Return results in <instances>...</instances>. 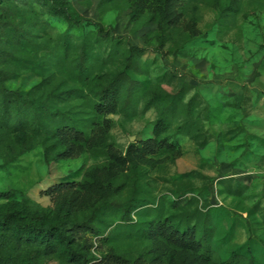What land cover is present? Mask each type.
I'll use <instances>...</instances> for the list:
<instances>
[{
    "label": "rangeland",
    "instance_id": "374dc122",
    "mask_svg": "<svg viewBox=\"0 0 264 264\" xmlns=\"http://www.w3.org/2000/svg\"><path fill=\"white\" fill-rule=\"evenodd\" d=\"M73 2L103 28L101 36L95 24L86 31H92L90 41L97 44L95 53L101 57L97 72L104 79L122 68L127 46L134 45L141 52L140 68L131 72L146 87L138 112L107 114L106 121L95 128L99 139L107 135L112 151L126 157L131 143L141 147L153 137L160 106L144 107L154 94L184 90L186 101L196 95L201 102L198 129L191 135L174 136V128L170 131L177 152L145 158L133 155L135 167L129 161L121 162L112 184L113 189H120L117 197H129L133 181L139 177V194L153 200L146 206L144 221L159 210L163 217L182 216L207 205L205 210L210 209L217 221L214 249L218 256L225 258L235 252L254 256L256 264H264V0L193 1L176 6L183 15L169 26H163L161 15L156 14L160 0ZM19 3L32 11L45 10L38 0ZM231 3L232 8L225 11ZM138 5L143 7L141 12L136 11ZM59 31L61 28H51L40 39L48 41L47 50L54 47ZM72 51L74 57L77 49ZM62 72L69 79L72 64L64 65ZM38 81L34 73L20 70L8 84L29 89ZM19 148L17 137L0 146V192H15L14 196H0V209L29 201L53 216L77 191H57L60 183L83 180L95 168H102V185L109 182V159L103 153L86 151L47 164L42 146L10 159ZM76 194L86 212L100 200L95 192ZM136 225L117 220L95 237L97 242L105 240L92 249L97 258L94 262L113 250L147 263L160 256L164 249L145 241ZM178 260L176 257L173 263ZM46 264L66 263L51 257Z\"/></svg>",
    "mask_w": 264,
    "mask_h": 264
},
{
    "label": "trees",
    "instance_id": "16d2710c",
    "mask_svg": "<svg viewBox=\"0 0 264 264\" xmlns=\"http://www.w3.org/2000/svg\"><path fill=\"white\" fill-rule=\"evenodd\" d=\"M38 1L45 7L42 13L22 6L19 0H0V146L12 137L18 138L20 148L12 160L42 146L47 164L86 151L103 153L108 155L106 169L110 179L103 186L102 168H95L83 180L60 183L55 187L57 191H77L57 207L53 216L29 201L0 209V264H46L51 257L66 264H164L165 259L174 264L176 257L178 264H256L254 256L248 258L235 252L225 258L218 256L214 249L217 221L210 209L205 210L207 205L182 216L163 217L159 210L152 219L144 221L149 210L146 206L153 200L139 194V177L133 181L134 190L129 197H117L120 189H113L112 184L121 162L129 161L135 167L137 160L133 155L145 158L177 152L170 131L174 128V136L191 135L198 129L201 102L196 95L186 101L184 90L154 94L144 107L160 106L153 137L144 140L141 147L131 143L128 155L120 157L109 148L107 135L99 139L95 128L106 121L107 114L138 112L146 87L131 72L140 68V49L127 46L122 68L104 79L97 72L101 60L95 53L97 44L90 41L92 31H86L95 24L97 35L101 36L103 28L85 17L73 0ZM193 1L197 0H160L156 14L161 15L163 26L176 24L183 15L179 6ZM232 6L233 3L225 7V11ZM142 10V6L136 7L137 12ZM51 28L61 31L49 51L48 41L40 39L49 35ZM73 49H77L74 57ZM67 64L73 68L69 79L62 72ZM20 70L34 73L39 81L29 89L11 87L8 82ZM81 191L100 194L99 202L87 212L76 194ZM14 195L13 190L0 192V196ZM117 220L128 226L137 224L140 236L163 248L162 254L147 263L113 250L94 262L97 258L92 249L105 240L97 242L94 238L103 235Z\"/></svg>",
    "mask_w": 264,
    "mask_h": 264
}]
</instances>
